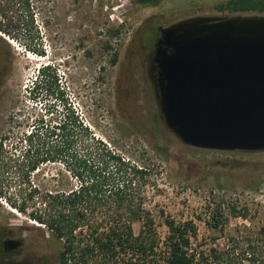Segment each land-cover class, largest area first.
Returning <instances> with one entry per match:
<instances>
[{"label":"rangeland","instance_id":"rangeland-1","mask_svg":"<svg viewBox=\"0 0 264 264\" xmlns=\"http://www.w3.org/2000/svg\"><path fill=\"white\" fill-rule=\"evenodd\" d=\"M187 1L161 0L143 8L133 0H0V190L31 211L35 204L43 207L31 197L32 186L42 192L77 187L64 163L42 165L29 176L24 159L26 133L42 117L63 116L62 92L96 139L147 168L137 185L154 222L158 258L170 218L193 225L188 250L195 264H264V152L189 147L161 113L148 55L155 31L142 39V29L152 27V20L166 25L185 19L195 11ZM225 1L230 0H206V15ZM46 65L58 83H47L34 100L32 83ZM11 210L0 196V234L16 233L27 249L34 244L55 264L60 244L51 232ZM133 228L138 235L142 223Z\"/></svg>","mask_w":264,"mask_h":264},{"label":"trees","instance_id":"trees-1","mask_svg":"<svg viewBox=\"0 0 264 264\" xmlns=\"http://www.w3.org/2000/svg\"><path fill=\"white\" fill-rule=\"evenodd\" d=\"M230 5L243 14H264V0H236L227 7ZM149 29H142V39ZM25 48L31 50L27 44ZM116 61L115 54L113 63ZM47 83H58L50 65L40 68L32 83L34 100H39L36 92L41 93ZM59 99L65 109L63 116L55 119L53 115L48 121L42 117L24 136L26 171L30 176L42 165L62 162L78 181L77 187L42 192L32 186L31 197L40 199L43 207L35 204L31 211L25 203L7 198L2 190L0 196L13 210L32 216L51 232L60 244L57 264H93L100 256L102 264H195L188 250L190 233L195 235L193 225L177 224L170 218L166 219V247L158 258L154 222L137 185L147 175V168L137 167L96 139L62 92ZM161 158L167 161V157ZM136 222L142 223L138 235L133 228Z\"/></svg>","mask_w":264,"mask_h":264},{"label":"water","instance_id":"water-1","mask_svg":"<svg viewBox=\"0 0 264 264\" xmlns=\"http://www.w3.org/2000/svg\"><path fill=\"white\" fill-rule=\"evenodd\" d=\"M157 98L185 145L264 152V14L195 17L161 29Z\"/></svg>","mask_w":264,"mask_h":264},{"label":"flooded vegetation","instance_id":"flooded-vegetation-1","mask_svg":"<svg viewBox=\"0 0 264 264\" xmlns=\"http://www.w3.org/2000/svg\"><path fill=\"white\" fill-rule=\"evenodd\" d=\"M161 0H133V3L137 7H153L158 4V2ZM221 1V0H220ZM231 1L236 0H230L228 2H221L216 3L215 5L211 6L212 13H207L206 15V5L204 4L206 0H188L187 4L189 3L195 11L194 13L190 14L185 19H181L180 21L195 18V17H219V16H225L227 13H229L231 16L233 15H239L243 14L241 11H234L230 5V7H227L228 4H230ZM192 12V11H191ZM249 14V13H246ZM150 23H152V30L155 31V35L153 36L152 41V49L148 50L149 57L154 62L155 58V48L158 43V41L161 39V29L167 28L175 23L172 24H166L161 25V23L158 20H152ZM156 74L153 76L155 80V90L157 92V66L154 63ZM3 71L0 68V79L3 75ZM4 235V237H3ZM0 234V264H53L50 262V260L45 256L44 252H40L38 250H34L32 247H35V245H31V249H27L25 241L18 240L16 233H13L12 231L8 234ZM55 262V264H57Z\"/></svg>","mask_w":264,"mask_h":264},{"label":"bare ground","instance_id":"bare-ground-1","mask_svg":"<svg viewBox=\"0 0 264 264\" xmlns=\"http://www.w3.org/2000/svg\"><path fill=\"white\" fill-rule=\"evenodd\" d=\"M11 212H13L15 214H19L16 210H11Z\"/></svg>","mask_w":264,"mask_h":264}]
</instances>
